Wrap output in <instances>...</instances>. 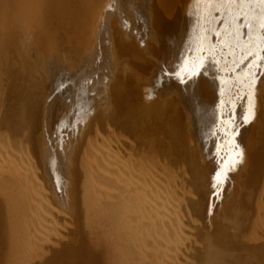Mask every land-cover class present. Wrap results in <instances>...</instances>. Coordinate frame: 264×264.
Here are the masks:
<instances>
[{"label": "rangeland", "instance_id": "1", "mask_svg": "<svg viewBox=\"0 0 264 264\" xmlns=\"http://www.w3.org/2000/svg\"><path fill=\"white\" fill-rule=\"evenodd\" d=\"M65 1L68 4L70 2L72 3L70 5L72 10L70 8L69 11L66 12H57L56 9L54 10L53 8L54 6H52L53 10H51L50 6L47 8L44 5L47 8V10L46 8L42 7L44 10V12L42 13H45L44 15L46 19L49 18L47 20L44 18L45 22L43 21L44 20L43 17H40V13H37L35 11L32 12L33 15L35 14L34 16H36L33 17L32 14L31 13L29 14L28 11L26 12L28 14V15L26 14L28 17L25 14H23V17L26 18L25 19L22 18L23 19L22 23H18V22H16L15 24L12 23L10 28L3 31L0 35V50H1L0 51V137L1 139L2 137L6 139V140L5 139L2 140L5 141L4 142L5 146L6 145L9 146V148L11 147L12 149L17 150V152L19 153L22 152L23 154H25V156L27 155V157L32 161L33 163L32 167L34 169L33 170L34 172L33 171L32 172L36 174L35 175L36 178L39 179L40 190L42 191L39 196L40 199L39 202L41 201V204L43 205V207L41 206L42 208L40 207L42 212L40 211V209L34 210L36 213H34L30 207L28 208V206L23 207L19 205L21 202H24V200L20 202L21 199L19 200L18 198H15L17 196L16 190L13 191L15 197H13V195H11V197L8 195V193L10 194V192H12L8 187L13 185L11 184L13 178L10 177L11 178L10 180L6 179L5 181L3 180L4 182H0V191H2V193H0V200H3L0 202V212H1L0 213V264H106L109 261L108 257L106 258L105 256L107 250L103 246L104 243L101 244V242L104 241L98 240L95 234L94 235L92 234L95 233L94 231H96L94 230L95 225L94 227L92 226L93 224L90 225L91 222L88 219L90 217L85 218V216L87 217L88 215L87 214L85 215V207L84 206L82 207L85 195H84V190L82 189L83 173L81 171L82 170L81 161L84 154L88 151L86 150L87 149L86 146L88 145V143H92L95 140L96 135L99 136L97 137V142L100 139H105L104 135L106 134H108L109 137L106 136L105 140L110 139L111 137L110 140L114 144H116L118 140H119L118 142L120 141L123 142V145L122 142H120L121 145L118 143L122 148V150L120 148L121 151L127 152V154L129 152V154L140 156L142 157L141 158L142 161H144L147 158V163L145 161L146 165H144L146 167H148V162L150 164L158 159L157 163L156 161L154 163L157 165H153V164L152 165L155 168L156 167H158V169L160 168L162 170V173H164V175L167 173L165 176H167L166 178H170L168 179L170 180L168 181V183L172 185V188H174V190L177 187L176 188L177 195L178 194L180 195L179 198L182 199L180 203L181 206L184 207V208L181 207L182 208L181 211L184 209L182 215L186 222L185 224L188 225L186 226L191 231V234H189L190 236H188L189 241L185 246V249L183 250V254L185 255L182 254V256H180L182 259V264H215V263L216 264H264V224H263L264 223V214H263L264 213V191H263L264 190V113H263L264 112V99H263L264 71L263 69L262 71L260 70V73L259 72L257 73L259 74L258 76H261L258 78L259 81L260 82L262 81L261 83H263L259 85V87L257 88L256 94L259 93L258 97L246 102L248 99L246 96H243L241 101V103L243 102V104L238 102L235 103L234 105L236 108L234 106L230 108L228 115L231 120V124L233 125L234 128V133H233L234 137L233 135L231 137H233L232 140H234V144L237 143V145L235 144L236 145L235 147L237 148V152L240 155L237 154L238 160L237 159L234 160L237 165L233 163L234 165H232L231 167L230 166L231 163L230 164L226 163L225 165L226 170L222 172L223 169L221 168L220 164L224 163L225 156L223 157V152H220L219 155L216 156L214 155V154H218L216 152L219 150L217 145H216L217 149H215V143L217 144L218 141L215 140V143L214 141L212 142L208 141V145L210 144V151H204L199 144L197 134H195V132L191 130L193 128L189 127L184 122L183 118L180 119V117L178 116L176 117L177 114L175 115L174 111H173L174 119L170 121L168 120V115L165 111H161L160 113L157 111L155 112L154 109L152 110L150 109L152 106L155 107V102L158 98V95L156 93H154L156 94V96L153 95L150 97L146 95V93L149 92L148 90H152V87L155 86L154 85L155 82H153V79L155 78L154 73H157V71L154 72L155 70L153 68L157 66V63L159 61V59H157L158 58L157 51L159 48V45L157 43L159 42L157 38L153 37V35H157L156 34L157 28L156 26L154 27V25L156 24V17H152V20H150L151 23L149 22L150 32L149 34H147L149 38V40H147L148 39L147 36H145L146 39L144 38V35L140 36L141 32L143 33V27L142 28L138 27L140 21L136 20V16H135L139 11V8H137L138 10L137 9L131 10L133 15L132 13L128 15V13H130L131 11L126 10L127 13H125L126 11H122V8L120 7L121 10H119L120 11L119 13L118 8L119 6L122 5V3L118 0L115 3V5L113 4L112 6H110V8L113 9L108 11L107 14L102 12H100L99 14L100 8H103V2L100 0L99 1L93 0L91 1L92 4L91 2H88L87 4L86 3L87 0H82L83 2L82 7L80 6L81 4H77L76 2L73 3V1L75 0H65ZM9 2L11 3L10 0L8 1L0 0V6L6 9L8 6H11ZM33 2H35L36 8H38L43 5L40 3H44L45 1L33 0ZM98 3H100V5ZM92 5H94L95 7ZM85 6L86 7L91 6L93 9L98 10L97 14L99 17L97 16V14L90 17L88 16L85 19V21L80 25V27L74 29L73 22L75 21V17L79 15L78 11ZM111 12L112 14H110ZM113 13L115 14V16H113L114 15ZM124 15H128V16L126 17ZM30 18H33L36 22L39 20L38 21L39 23L35 24V21L31 22ZM92 18H95V20ZM53 19L54 21H52ZM106 19L107 21H105ZM50 20L52 22H55V25H53L52 28L57 30L60 35L62 33L63 37L71 35L69 32H71L72 30V32L74 33H77L79 31V34H82V39L78 42H75L73 41V39L71 40L72 37L71 38L64 37L66 43L69 42L68 44L69 46L66 44L67 46L66 51L64 50L65 55L67 54L66 58H64L65 55L62 56V58L60 56L56 65L52 66L48 64L47 67L45 63H43L46 60L44 58L47 59L50 58L51 60L54 58L55 60L56 57H58L56 54H58L59 51L57 42L54 39H52L53 34H55L56 32L52 33L50 36L49 33H51V30L50 28L48 29L46 28ZM117 21L121 22V24L120 23L118 24ZM116 24L117 26H115ZM132 24H134L135 26L130 27V25ZM99 25H101L103 29L99 27ZM38 26L41 28H39ZM140 26H142V24ZM42 29L43 30L45 29L46 31L44 32ZM67 29L70 30L66 31ZM93 29L98 31L99 34L97 33L98 34L97 36L99 38L101 37L100 35L102 33L104 36L107 34L106 37L107 36L110 37L109 45L112 48V52H114L113 56H115L117 59L115 62L111 64V66L109 65L108 68H106L107 66L105 67L104 74L106 76H104V74L103 75L97 74L98 76H94L96 74L92 73L90 70L86 68L87 66L83 59L87 51L89 50L88 39L90 37L92 38L95 37V34L94 35L92 34ZM123 30L126 31L124 32ZM104 31H106V33ZM128 32L132 36H130ZM214 33H212L211 35L213 34H214L213 36L217 35V31ZM25 35L27 36V38ZM103 35H102V39L105 38ZM109 35H111L112 37ZM150 35H152V37ZM118 36L119 38H117ZM85 37H88V39ZM113 39L115 40L113 41ZM212 40L214 42L216 41L214 37L212 38ZM70 41L73 43L72 45ZM22 43L26 46H24ZM51 45L53 46V48L51 47ZM75 45H77L78 47ZM75 47L79 49L77 50ZM7 48L10 50L12 49L11 52ZM18 48L21 49L18 50ZM218 49L219 48L216 49V52L218 51ZM40 50L41 51L43 50V52H41ZM48 50H50V53L45 52ZM75 51H80V52L78 53ZM71 52L74 53L72 54ZM36 53H38V55H36ZM81 55L83 58H80ZM139 55L141 59L138 58ZM132 56L134 57V59L135 58L138 59H135L134 61H130L132 59L131 58ZM146 57L148 58L146 59ZM72 58L74 59L72 60ZM128 59L129 62L133 64V67L132 64L128 62ZM82 62L85 64L84 65L85 68L82 65ZM21 64L23 65V67ZM76 65L78 71L80 69V66L82 67L81 68L82 70L80 69V71L82 72L77 71V68L74 67ZM241 67L242 65H240L239 68L241 69ZM69 68H71L72 70H70ZM138 68L139 69L143 68V69L139 70ZM136 69H138L139 72ZM72 71L77 73V75H75ZM82 73L83 76L81 75ZM87 73L89 74L92 73V74L86 75ZM58 76L60 79H58ZM95 78L98 80L104 78V80H102V82L99 81V84H96V87L95 85L91 86L90 84L92 83L94 84L93 80ZM55 79L58 81H56ZM200 79L201 78L194 80L196 84H194L193 88L195 89L197 85H198L197 87H200L199 88L200 93L198 94V96L200 98V101L202 100L205 102V100L209 97L208 94L212 93V90L210 91V89L207 87L209 89V93H208L206 91V88L201 84H199L201 82ZM225 81H227V77ZM107 84L109 85V88ZM148 85H150V87ZM110 86L112 87L110 88ZM147 86L149 89L146 88ZM89 87H92L93 91L95 89L96 94L94 93L95 91L92 92ZM141 92L146 96L144 97V95ZM127 93H130L128 95L132 97L131 98L129 96L127 97ZM137 97L139 98L137 99ZM111 99L113 100L116 99V100L113 101ZM81 103L83 104L87 103L88 105L85 104V107H81L82 108L81 109L78 107L79 105H81ZM108 104L110 105L109 107ZM242 105L245 106L243 107ZM235 109H237L238 111ZM133 124L135 126H133ZM234 126H236V128ZM135 127H137V130ZM138 127L140 128V130H138L139 129ZM236 136H238V139H236ZM175 141H177L178 143ZM9 143L12 144L10 145ZM194 145H196V148ZM192 149L193 150L196 149L195 151L198 153L196 154L195 151L190 152ZM220 151H223V149H220ZM169 153L171 154V156ZM178 153H180L181 155L180 154L178 155ZM191 153L192 154L194 153L195 155L191 156ZM196 155H198L197 156L198 158L196 157ZM52 162H54V164ZM55 162L57 164L59 163V165H57ZM217 164H218L217 166L218 168L216 167ZM50 171H54L55 174ZM224 173L225 175H223ZM219 174L223 175L221 176L222 179L220 178ZM226 174L228 176H226ZM9 184L11 185L9 186ZM218 184L221 185V187L219 185V189H218ZM214 185L217 188H215ZM43 198L46 201L43 200L42 202ZM15 200L16 202H13ZM9 202L11 203L10 205ZM44 202L47 203L43 204ZM15 203L19 206H17ZM205 205L207 206L205 207ZM19 207H21L22 210ZM48 207L51 209H48ZM43 208L45 209L47 208L48 212L53 213L56 216L48 212H45L46 210L44 211ZM30 209L32 210L30 211L31 213L29 212ZM40 215L42 216L46 215V216H44L43 219V217H39ZM45 217L46 218L48 217L46 221H45ZM52 217L54 218V220L49 219ZM32 219L34 220V222ZM35 221H39L40 223L39 222L35 223ZM87 222L90 223L88 224ZM41 223L44 224L45 227L44 225L41 226ZM46 223L48 225H46ZM50 224L52 227L49 226ZM34 226H35L34 229H36L37 226V229L39 230V232L41 231L42 234H40L41 232L39 233L38 230H36L37 231L36 233L35 230L33 229ZM30 227L32 228L31 230ZM32 230L34 231L32 232ZM44 230H46L47 232L45 233ZM85 230L88 231L86 232ZM48 232L50 233L47 234ZM100 233L102 234V230L100 231ZM36 234L39 238L34 237L36 236ZM94 243H96V245ZM99 244L101 245L97 247V245ZM93 248L95 250H93ZM97 249H99V251H97ZM101 252L103 253V255L105 253L104 255L105 257L102 256ZM128 254L129 253H126V255ZM170 256L171 257L173 256L172 258H174V255L170 254L169 256L164 257L163 260L164 263L168 261H170V263L172 264L174 263L172 262V259L171 260L169 259L171 258ZM147 260L148 259H146V261H144L141 264L144 263L147 264V262L149 264L151 262L150 260L149 261ZM159 262L160 264L162 263L161 261H158V263ZM108 263L113 264L111 262ZM150 264H154V263L152 262Z\"/></svg>", "mask_w": 264, "mask_h": 264}, {"label": "bare ground", "instance_id": "2", "mask_svg": "<svg viewBox=\"0 0 264 264\" xmlns=\"http://www.w3.org/2000/svg\"><path fill=\"white\" fill-rule=\"evenodd\" d=\"M6 1H8V0H6ZM10 1H11V3L10 2L9 3L11 6H8V7L6 6L7 7L6 9L3 8L2 6H0V35L3 31L9 29L12 23L13 24H15L16 22L22 23L23 22L22 18H24L23 14L26 15L27 14L26 12H28V11H29V14L31 13L33 17H36V16H34L35 14L33 15L32 12L35 11L37 13H40V17H43V19H44L45 13H42V12H44L43 8H46V7L48 8L50 6L51 10H53V8H54V10L56 9L57 12H66V11H69V9L71 8L70 5L72 4L71 2L68 4L65 0H44L45 2L40 3L43 5L41 7H38L39 8L38 9V8H36L35 2H33V0H10ZM91 1H93V0H87L86 3L88 4V2H91ZM100 1L103 2V8H100L99 14H100V12L107 14L108 11L113 9V8H110V6H112L113 4L115 5V3L118 0H100ZM119 1L122 3V5L121 6L118 5L119 6L118 11L121 10L120 7L122 8V11H126V10L131 11V10H135V9L139 8V11L137 12V14L135 13L136 14L135 16H136V20L140 21L139 26L138 25L137 26L141 27V28L143 27V33L141 32L140 36L144 35V38H145V36H147V38H148L147 34H149V32H150V24H149L150 20H152V17H156V24L154 25V27L156 26V28H157L156 29L157 35H153V37L157 38V40L159 42V43H157L159 45V48L157 51L158 58L157 57H154V58L159 59V61L157 63V66L155 68H153L155 70L154 72L157 71V73H154L155 78L153 79V82H155V84H154L155 86L152 87V90H148L149 92L146 93V95L151 97L153 95L156 96V94H157L158 98L155 102V107L152 106L150 109L151 110L154 109L155 112L157 111L160 113H161V111H165L168 115V120H170V121L174 119V115H173V111H174V114L175 115L177 114L176 117L178 116V117H180V119L183 118L184 122L189 127L193 128L191 130L194 131L195 134H197L199 144L203 148L204 151H210V144L208 145V141H211V142L214 141V143H215V140L218 141L217 144L215 143V149H217V147L219 148V150L216 151L218 154H214V155L216 156V155H219L220 152H223V157L225 156L224 163L220 164L221 168L223 169V170L221 169L222 172H224L226 170L225 169L226 163L227 164L231 163L230 164L231 167L234 164L237 165L234 160H236L238 158L237 154H239V153L237 152V148L235 147L237 145V143H235L236 144L235 145L234 140H232V138L234 137V135H233L234 128H233V125L231 124V120H230L228 114H229L230 108H232L235 105V103H238V102L241 103L243 96L247 97L248 100L246 102L253 100L254 98L258 97L259 93L256 94L257 88L259 87V85L263 84V83H261L262 81L261 82L259 81L258 78L261 76H258L259 74H257V73L258 72L260 73V70L262 71V69L264 71V57H263L264 56V2H261V0H213V2H209V0H119ZM74 2H76L77 4H81L80 5L81 7L83 6L82 0H80V1L75 0V1H73V3ZM51 3H53V4H51ZM91 4H92V2H91ZM93 4H94V2H93ZM98 4L100 5V3H98ZM98 4H95V5H98ZM52 6H54V7L52 8ZM92 6H94V5H92ZM88 7H90V8H88ZM88 7L85 6L78 11L79 15L77 17H75V21L73 22L74 29H76L77 27H80V25L85 21V19L88 16L90 17V16L96 15L98 13V10L93 9L91 6H88ZM47 8H46V10H47ZM30 10H31V12H30ZM71 10H72V8H71ZM127 11L125 13H127ZM119 13H120V11H119ZM131 13H132V11L130 13H128V15ZM110 14H112V12ZM122 14H123V12H122ZM128 15H124V16L127 17ZM132 15H133V13H132ZM62 16H63V14H62ZM97 16H98V14H97ZM113 16H115V14ZM94 17H96V16H94ZM101 17H102V15H101ZM30 19H31V22L35 21L33 18H30ZM45 19L43 20L44 22H45ZM47 19H49V18H47ZM92 19L95 20V18H92ZM111 19H112V17H111ZM65 20H66V18H65ZM68 20H70V19H68ZM94 20H93V22H94ZM115 20H116V18H115ZM117 20H118V18H117ZM38 21L37 22L35 21V24L39 23ZM52 21H54V19ZM52 21L50 20L48 22L46 28L47 29L50 28V30H51V33H49L50 36L52 33L56 32L55 34H53L52 39H54L57 42L58 50L60 52L57 50L58 54L55 53L58 56V57L55 56L56 57L55 60H54V58L52 60L50 58H48V59L44 58L46 60L43 63H45V65L47 67H48V64H50L52 66L56 65L57 61L59 60V57L61 56V58H62V56L65 55L64 52L66 51V47H67L66 44L68 45L69 42L66 43L64 37H68V38L72 37L71 40L73 39V41H75V42H78L82 39V34H79V31L77 33H74V32H72V30H71V32H69L71 35L63 37L62 33L60 35L57 30L52 28V26L55 25V22H52ZM105 21H107V19ZM63 22H64V20H63ZM117 22H118V24L119 23L121 24V22H119V21H117ZM41 23H42V21H41ZM131 23H132V21H131ZM133 23H135V22H133ZM137 24H138V22H137ZM141 24H142V26H140ZM59 25H60V23H59ZM112 26H114V25H112ZM115 26H117V24ZM131 26L134 27L135 25L132 24V25H130V27ZM26 27H27V25H26ZM99 27H101V25H99ZM39 28H41V27H39ZM108 28H109V26H108ZM94 29L92 30V32H93L92 34L93 35L95 34V37L93 36L94 38L90 37L88 39V37H85L89 40V50L87 51L84 58L82 57V55L80 56V58L84 59L86 66H87L86 68L88 70H90L92 73L96 74L94 76H98L97 74L103 75L105 73L104 72L105 67L107 66L106 68H108L109 65L111 66V64L113 62H115L117 59L115 56H113L114 52H112V48L109 45L110 37H108V36L106 37L107 34L104 36L102 33L100 35L101 37L99 38L97 36L99 34L98 31L94 30ZM42 30H41V32H42ZM68 30H70V29H67L66 31H68ZM43 31L45 32L46 30L44 29ZM216 31H217V35L213 36L214 34H216V33H214ZM104 32L106 33V31H104ZM109 32H111V31H109ZM132 33H134V32H132ZM212 33H214V34L211 35ZM92 34H90V35H92ZM128 34H130V33L128 32ZM23 35H24V33H23ZM65 35H66V33H65ZM102 35L105 38L102 39ZM109 36H111V35H109ZM130 36H132V35L130 34ZM150 36L152 37V35H150ZM213 37L216 40L215 42L212 40ZM26 38H27V36H26ZM117 38H119V36ZM115 39H116V37H115ZM115 39H113V41ZM32 40H33V38H32ZM147 40H149V38ZM70 43H71V45L73 44L71 41H70ZM78 45H79V43H78ZM24 46H26V45H24ZM75 46H77V45H75ZM51 47L53 48L52 45H51ZM34 48H35V46H34ZM36 48H37V46H36ZM68 48H70V47H68ZM217 48H219V49L216 52ZM20 49L18 48V50H20ZM8 50H10V49H8ZM11 50H10V52H11ZM67 51H68V49H67ZM148 51H151V50H148ZM13 52H14V50H13ZM41 52H43V50ZM45 52L50 53V50L45 51ZM75 52L79 53L80 51H75ZM82 52H84V51H82ZM125 54H127V53H125ZM32 55H34V54H32ZM36 55H38V53H36ZM66 55L64 58H66ZM23 56H21V57H23ZM71 56H73V55H71ZM128 58H130V57H128ZM131 58L133 60L131 59L130 61H134L135 59L140 58V55L138 56V58L134 59L133 56ZM147 58L148 57H146V59ZM73 59L74 58H72V60ZM30 60H31V58H30ZM23 61H25V60H23ZM128 62H129V59H128ZM19 63H21V62H19ZM129 63H131V62H129ZM258 63H259V65H258ZM29 64H31V63H29ZM59 64H60V62H59ZM243 64H246V65H243ZM82 65L84 66L85 64L82 62ZM240 65H242L241 69L239 68ZM144 66H146V65H144ZM9 67H10V65H9ZM22 67H23V65H22ZM74 67L77 68V65ZM132 67H133V64H132ZM56 68H58V67H56ZM61 68H63V67H61ZM81 68L82 67L80 66V69ZM84 68H85V66H84ZM69 69L72 70L71 68H69ZM80 69H79V71H80ZM138 69H136V70L138 71ZM140 69H143V68H140ZM18 71H19V69H18ZM77 71H78V68H77ZM80 72H82V71H80ZM111 72H112V70H111ZM73 73L75 75H77V73H75V72H73ZM83 73H85V72H83ZM83 73L81 74L82 76H83ZM92 73H90V74H92ZM90 74L87 73L86 75H90ZM102 75H100V76H102ZM104 76H106V75L104 74ZM226 77H227V81H225ZM131 78H133V77H131ZM152 78H153V76H152ZM199 78H201L200 79L201 82L200 83L198 82V83L201 84L202 86H204L208 93H209V89H210V91L212 90V93L208 94L209 97L208 98L206 97L207 99L205 98L206 99L205 102L202 100L200 101V98L198 96V94L200 93V89H199L200 87H197L198 86L197 85L195 87V89L193 88L194 84H196L194 80L199 79ZM58 79H60L59 76H58ZM102 80H104V78H102L101 80L100 79L98 80L95 78L93 80L94 84L92 83L90 85L91 86L95 85V87H96V84H99V81L102 82ZM123 80H125V79H123ZM56 81H58V80H56ZM96 81H97V83H96ZM148 82H149V80H148ZM150 85H148V86L150 87ZM148 86L146 87L147 89H149ZM111 87L112 86H110V88ZM89 88L91 89L92 92L95 91V89L93 91L92 87H89ZM108 88H109V85H108ZM96 90H97V88H96ZM65 93H66V90H65ZM94 93L96 94V91ZM154 93H156V94H154ZM11 94H12V92H11ZM107 94H109V93H107ZM110 94H112V93H110ZM128 94H130V93H127V97L128 96L130 97V95H128ZM131 95H133V94H131ZM146 95H144V97ZM62 98H63V96H62ZM138 98L139 97H137V99ZM201 98H202V96H201ZM55 99H57V98H55ZM113 99H111V100H113ZM115 100H113V101H115ZM142 100H143V98H142ZM64 102H66V101H64ZM143 102H145V101H143ZM85 104H87V103H84V104L81 103V105H79L78 107L79 108L85 107ZM241 104H243V102ZM256 104H257V102H256ZM109 106L110 105L108 104V107ZM69 109H70V107H69ZM235 110H237V109H235ZM114 114H115V111H114ZM234 115H235V113H234ZM236 120H234V121H236ZM140 125H141V122H140ZM133 126H135V125L133 124ZM234 127L236 128V126H234ZM135 128L137 130V127H135ZM138 130H140V128ZM51 134H52V132H51ZM232 135H233V137H231ZM106 136L109 137V135L106 134V135H104L105 139H106ZM97 137H99V136L96 135V137H95L96 141L94 140L92 143H88V145L86 146L87 147L86 150H88V151L84 154L82 161H81L82 162V170L81 171L83 173V175H82L83 176V185H82L83 188L82 187L81 188L84 190V195H85L84 200L82 199L84 201L82 207L83 206L85 207V215L86 214L88 215L87 217L85 216V218L90 217V218H88L91 222V223L89 222L90 225L93 224L92 225L93 227L95 225L94 230H96V231L93 230L95 233H92V232L91 233L93 235L95 234V236H96V238H98V240L104 241V242H101V244L102 243L105 244V245L103 244V246L106 248L107 251H106V255H105V253H104V255L106 256V258L108 257V259H109L108 262H111L113 264H141L144 261H146V259H148L147 261L150 260L151 261L150 263L153 262L154 264H160V262L158 263V261H161L162 262L161 264H169L170 261L164 263L163 260H164V257L172 254V255H174V258H172L173 256L172 257L170 256L171 258H169V259L170 260L172 259V262H174L176 264V261L179 258L180 260L178 259L177 264H180V263L182 264V259L180 256H182L183 250L185 249V246L187 245V243L189 241L188 236H190L189 234H191V231L187 227L188 225L185 224L186 222H185L183 215H182V212L184 209L182 211H181V209L184 207L181 206L180 202L182 199L179 198L180 195L179 194L177 195V191H176L177 187L174 190V188H172V185H170L168 183V181H170L168 179H170V178H166L167 176H165L167 173L164 175V173H162V170L160 168L158 169V167H156L157 168L156 169L153 166V165H157L154 163H155V161L157 163L158 159L155 160L153 163H150L151 165L148 162V167H146L144 165H146V163H147V158L145 160L143 159L144 161H142L141 160L142 157H140V156L129 154V152L127 154V152L121 151L122 148L120 147V145H121L120 142H122V141L118 142L119 141L118 140L116 142V144H117L116 145L113 142H111V140H110L111 137H110V139H107V140H105V139L99 140V138H98L99 141L97 142ZM46 138H48V137H46ZM4 139L5 138L2 137V139H1V137H0V182H4L6 179L10 180L11 179L10 177H12L13 180L11 181L12 182L11 184H13V185L9 184V186L10 185L11 186L10 187L7 186L10 189V191H12V192L8 191V192H10V194L7 192L8 195L10 197H11V195H13V197H15L13 191L16 190L17 196L15 198H18L19 200L21 199L20 202L24 200V202H21L19 205H21L23 207L28 206V208L30 207L33 210V212L36 213L34 210H39L41 206L43 207V205L41 204V201L39 202V200H40L39 196H40V193L42 191L40 190V181L38 178H36V176H35L36 174L33 173L34 172L33 171L34 169L32 167L33 163L27 157V155L25 156V154H23L22 152L19 153V152H17V150L12 149L11 147L9 148V146H7V145L5 146V143H4L5 141H2ZM176 139H177V137H176ZM236 139H238V136H236ZM236 139H235V141H236ZM122 140H124V139H122ZM89 141H90V139H89ZM175 142H177V141H175ZM122 145H123V142H122ZM216 145H217V147H216ZM194 146L196 148V145H194ZM6 147H8V148H6ZM125 147H126V144H125ZM129 147H131V146H129ZM120 148H121V150H120ZM220 149H223V151H220ZM54 150H53V152H54ZM195 150L196 149H194V150L192 149L190 152H193ZM20 151H22V150H20ZM194 153L193 154L191 153V156L195 155ZM197 153L198 152H196V154ZM179 154L180 153H178V155ZM170 156H171V154H170ZM197 156L198 155H196V157ZM193 158H195V157H193ZM253 158H255V157H253ZM65 159H67V158H65ZM151 160H153V159H151ZM196 160H198V159H196ZM145 161H146V163H145ZM209 161H211V160H209ZM216 162H217V160H216ZM50 163H51V160H50ZM52 163L54 164V162H52ZM237 163H239V162H237ZM57 165H59V163ZM60 165H61V163H60ZM217 166H218V164L216 165V167ZM52 167H51V170H52ZM234 167H236V166H234ZM57 168H58V166H57ZM162 168H164V167H162ZM218 170H220V169H218ZM55 171H58V170H55ZM50 172L54 173V171H50ZM227 174H226V176H228ZM219 175L221 178V176L225 175V173L223 175L222 174H219ZM224 178H225V176H224ZM254 180H255V178H254ZM13 181H14V183H13ZM171 181H172V178H171ZM5 183H7V182H5ZM214 184H217V183H214ZM212 185H213V183H212ZM219 185L220 184H218V189H219ZM220 187H221V185H220ZM215 188H217V187L215 186ZM2 189H3V187H2ZM174 191H176V192H174ZM0 193H2V191H0ZM11 193H13V194H11ZM13 197H12V199H13ZM6 198H5V200H6ZM43 200H44V198L42 199V202H43ZM1 201H3V200H0V202ZM44 201H46V200H44ZM13 202H16V200ZM26 203H28V204H26ZM46 203L44 202L43 204H46ZM10 204L11 203L9 202V205ZM19 205H17V206H19ZM206 206L207 205H205V207ZM49 207H48V209H51ZM19 208L21 209V207H19ZM31 209L29 210V212L32 211ZM48 209L43 208L44 211L46 210L45 212H48L47 211ZM213 210H214V208H213ZM25 211H26V209H25ZM40 211H41V209H40ZM15 212H16V209H15ZM48 213H50V212H48ZM21 214H22V212H21ZM44 214H46V213H44ZM50 214L54 215L53 213H50ZM27 215H28V212H27ZM47 215H49V214H47ZM44 216H46V215H43V216L40 215L39 217H43V219H44ZM54 216H56V215H54ZM28 217H30V216H28ZM53 217L49 218V219L54 220L55 217L54 218ZM47 218L45 217V221L47 220ZM37 220H38V218H37ZM41 221H43V220H41ZM33 222H34V220H33ZM36 222H39V221H35V223ZM50 222H52V221H50ZM226 222H228V221H226ZM47 223H46V225H48ZM11 224H13V223H11ZM22 224H24V223H22ZM88 224H87V226H88ZM42 225H44V224L41 223V226ZM49 226H51V224ZM44 227H45V225H44ZM44 227H42V228H44ZM93 227H92V229H93ZM34 228H35V226L33 227V229ZM31 229L32 228L30 227V230ZM49 229H50V227H49ZM34 230L37 233V231H36V230H38L37 226H36V229H34ZM34 230H32V232ZM101 230H102V234L100 233ZM38 232H39V230H38ZM44 232L46 233L47 231L44 230ZM53 232H54V230H53ZM89 232H90V230H89ZM49 233L50 232H48L47 234H49ZM40 234H42V232ZM34 237L39 238L37 236V234ZM103 238H105V239H103ZM42 239H44V238H42ZM98 240H95V241H98ZM116 241H117V244H116ZM39 242H40V240H39ZM118 243H120V244H118ZM90 244H91V242H90ZM94 244L96 245V243H94ZM101 244L97 245V247H99ZM93 250H95V249L93 248ZM97 251H99V249H97ZM126 253H129V254L126 255ZM104 255L102 253V256H104ZM183 255H185V254H183ZM220 259H221V257H220ZM108 262L106 264H109ZM147 264H148V262H147ZM170 264H172V263H170Z\"/></svg>", "mask_w": 264, "mask_h": 264}, {"label": "snow or ice", "instance_id": "3", "mask_svg": "<svg viewBox=\"0 0 264 264\" xmlns=\"http://www.w3.org/2000/svg\"><path fill=\"white\" fill-rule=\"evenodd\" d=\"M209 2H213V0H209ZM261 2H264V0H261Z\"/></svg>", "mask_w": 264, "mask_h": 264}]
</instances>
